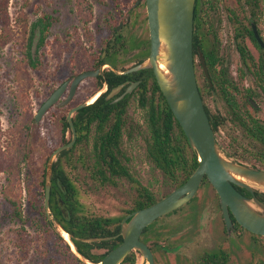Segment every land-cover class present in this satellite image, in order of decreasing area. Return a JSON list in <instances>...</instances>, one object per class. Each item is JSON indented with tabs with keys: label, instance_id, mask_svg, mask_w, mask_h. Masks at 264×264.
<instances>
[{
	"label": "rangeland",
	"instance_id": "374dc122",
	"mask_svg": "<svg viewBox=\"0 0 264 264\" xmlns=\"http://www.w3.org/2000/svg\"><path fill=\"white\" fill-rule=\"evenodd\" d=\"M138 1L9 0L6 29L13 42L0 48V264H78L70 255L72 248L69 251L59 239L58 226L48 220L43 209L40 168L59 144L56 110H50L39 124L32 119L64 81L73 78L76 72L92 68L110 40L115 42L121 36L125 43L110 61L119 66L117 71L138 64L141 60L138 55L147 51L138 46L149 42L150 37L146 7L142 1L137 5ZM198 9L194 30L196 76L203 102L213 118L219 146L228 159L264 171V149L248 137L241 125V122H252L264 128V47L249 39L241 44L239 39L241 35L244 39L251 37L253 25L264 44V0H198ZM40 18L49 24L41 48L40 30L33 29ZM113 28H118L117 33ZM29 50L34 59H39L38 68H32L27 62L17 67L22 51ZM247 53L250 54L249 74L243 72L240 58L245 59ZM220 59L224 61L223 66ZM87 90L88 83H85L80 85L78 93ZM100 91H105V87ZM19 103L23 107V120L18 121ZM232 105L243 119L232 117ZM144 118L145 111L132 97L123 137L124 162L132 180L123 178L116 187H101L85 178V203L92 215L123 221L131 214L129 211L138 197L135 183L148 189L156 199L172 192L162 172L148 157ZM70 138L68 132L67 139ZM27 146L30 156L25 159ZM76 173L84 177L81 169ZM257 191L264 194V189ZM10 195L23 206L22 221L14 218L13 208L6 198ZM217 206L218 196L206 182L190 205L157 221L148 243L163 246L156 249L155 264H175L174 254L168 247L185 234L191 235L181 243L186 249L178 253L183 255L195 258L203 248L214 245L221 230ZM195 207L202 208L197 227L188 219ZM173 233L176 235H171ZM22 241L26 246L30 244L27 255L17 245ZM103 252L96 250L95 253ZM135 255V264H148L140 253Z\"/></svg>",
	"mask_w": 264,
	"mask_h": 264
},
{
	"label": "trees",
	"instance_id": "16d2710c",
	"mask_svg": "<svg viewBox=\"0 0 264 264\" xmlns=\"http://www.w3.org/2000/svg\"><path fill=\"white\" fill-rule=\"evenodd\" d=\"M8 2L9 0H0V23L2 25L0 48L13 42L11 34L7 33L6 29V24L8 23ZM196 3L198 4V0H196ZM45 20L44 18H40L33 25V29L40 30L41 40L39 41V48L44 45L46 33L49 28V24ZM113 31L117 33L116 28H113ZM251 37L256 41L253 33ZM118 42H120V47L118 46ZM124 44L125 43H122L121 36L117 38L115 42L110 40L104 52L99 55L98 61L96 63L94 62L92 68L86 71L98 69L105 63H110L113 68L120 70L117 64H113L110 61L115 58L118 52L124 47ZM104 54L106 55L105 58L103 57ZM148 54L149 48L146 55ZM195 55L194 38V57ZM17 62V67H19V63L22 62H27L32 68H38L40 64L39 59L33 58L30 50L22 51V56ZM81 73L83 72H76L75 76ZM127 80L140 81V85L131 94L126 95L118 102H114L115 99L107 100L109 93ZM104 82L109 86L108 92L103 94L94 104L78 111L73 117V123L77 132V141L72 149L62 152L58 156L57 161L54 162L50 198L51 215L70 235H72V242L79 255L93 264L100 263L109 252L121 245L123 238L119 236L111 241L95 243H86L80 239L118 236L121 232L122 220L95 216L90 213V208L85 203L87 197L84 188L86 185L85 178L90 179L101 187L108 185L116 187L118 181L123 178L132 180L130 169L124 162L126 158L123 152L124 130L128 124L127 112L132 97L136 98L139 107L145 111L144 119L148 133V157L154 166L162 172L172 189L171 191L173 192L175 189L184 185L199 166L198 156L191 148L182 127L175 118L166 98L161 92L153 70H142L137 73L121 76L110 70L105 73V79L99 77L85 80L81 85L88 83V90L78 93L72 103L62 108L53 106L50 110H56L54 114L56 115L60 131L59 144L56 146L55 150L63 145H67L72 140V131L68 123L69 113L72 109L78 107L97 94L103 88ZM200 93L203 99L201 90ZM232 106V117L240 120L243 119L244 116L235 110L234 105ZM50 110L48 112H50ZM206 111L210 118L211 126L216 134L213 118L207 107ZM17 112L18 121L19 119L23 120V107L20 103L17 104ZM34 121L35 118L32 119V122ZM241 125L245 128L248 137L258 142L264 149L263 126L252 122H241ZM27 128L28 130L30 129L29 124ZM68 132L71 134L69 140L67 139ZM27 148L28 150L26 149L24 154L25 159L30 156L29 147L27 146ZM89 148H91V150H89ZM49 156L50 154L46 157L44 166L40 168L42 172V176L40 177V188L44 199L46 167ZM262 159L264 160V157ZM79 169L84 172V177H80V175L76 173ZM135 185L138 197L135 200L134 207L129 213L149 207L170 194L156 199L148 189L137 183H135ZM237 190L244 195L250 196V193L244 189L237 187ZM260 194H257L258 198H262L261 196L264 197V195ZM6 198L13 208L14 218L18 221H22L24 212L20 200L12 195ZM43 209H45V203ZM155 223L145 230L144 234L146 236L144 237V241L148 242L151 240L152 237L150 234ZM59 239L65 242L70 251L69 244L61 236ZM22 242H19L17 245L22 252H24V255H27L30 244L26 246V244ZM153 247L156 249L163 248V246L157 243H155ZM96 250L104 252L102 254H97L95 253ZM70 255L76 263L85 264L71 251ZM135 262L136 257L135 254L132 253L123 264H135Z\"/></svg>",
	"mask_w": 264,
	"mask_h": 264
},
{
	"label": "water",
	"instance_id": "95a60500",
	"mask_svg": "<svg viewBox=\"0 0 264 264\" xmlns=\"http://www.w3.org/2000/svg\"><path fill=\"white\" fill-rule=\"evenodd\" d=\"M141 1L139 0L137 5ZM195 7L196 0H146L151 42L149 57L142 63L124 71H117L111 65L106 66L120 76L142 70H153L161 92L182 127L191 148L198 156L199 166L184 185L157 203L127 216L122 221L121 232L118 236L80 239L86 243H95L111 241L119 236L123 238L122 244L111 251L99 264H123L132 252L140 253L148 264H155L151 248L141 240L143 232L160 218L187 205L196 196L204 178L208 179L220 198L229 230L232 227L230 216L232 213L245 229L264 236V203L255 195L257 189H264V171L252 169L225 156L199 92L194 58ZM253 30L257 41L264 47L257 27L254 26ZM104 71V67H100L97 70L83 72L56 89L36 113V124L41 122L53 106L64 107L71 103L79 86L85 80L99 76L105 78ZM139 84L140 82L132 83L114 102L131 94ZM107 85L106 83L105 91H99L69 113L68 123L72 131V140L52 153L46 171L45 210L47 218L58 226L59 232H64L69 236V246L74 247V250L72 248L73 253L86 264L89 263L77 252L72 242V235L51 215L53 165L57 157L62 152L72 149L77 141V132L73 123L74 115L81 109L94 104L107 92ZM124 87L125 84L113 89L107 96V100L119 94ZM67 90V97L60 101ZM235 187L246 190L252 197L244 196Z\"/></svg>",
	"mask_w": 264,
	"mask_h": 264
},
{
	"label": "flooded vegetation",
	"instance_id": "af4514ba",
	"mask_svg": "<svg viewBox=\"0 0 264 264\" xmlns=\"http://www.w3.org/2000/svg\"><path fill=\"white\" fill-rule=\"evenodd\" d=\"M142 2H144L145 7H146V0H142ZM250 3H248V4L250 5ZM251 6H254V5L252 4ZM199 13H200V9H198V4L196 3L195 16H194V30H195V23H196V20L198 19ZM146 15H147V10H146ZM144 21H145V19H144ZM146 22H147L148 31H149L148 16H146ZM252 26H251L252 33H253V36H254L255 40L257 41ZM117 30H118V28H117ZM149 36H150V33H149ZM243 36L241 35V37H239V39H241V44H242V42L244 44V41H246L247 39H249L252 42L254 41L251 37H249V38L246 37L244 39ZM257 43H259V42L257 41ZM259 45H260V43H259ZM138 47H139L140 50H145V51L147 50L145 54L142 53L143 55L142 54L138 55L139 56L138 58L139 59L141 58V60L138 62V64H140V62H143L142 60H144L145 58H148L149 55H150V51H151L150 37H149V42L146 41L144 43H141ZM148 48H149V54L146 55L147 52H148ZM237 50L239 51L238 46H237ZM240 58H241V66H242V68L244 70L243 72L245 74L246 73H248V74L251 73V70H249V67L247 66V65H249L248 61H250V54L247 53V56H246L245 59L242 56H240ZM220 60H221V64H222L223 60L222 59H220ZM115 63H116V60H115ZM223 64H224V61H223ZM223 64H222V66H223ZM107 65H111V64L110 63H105V64L100 66V67H104V69H105L104 73H106V72L111 70V69L110 70L106 69ZM195 69H196V64H195ZM242 75H244V74H242ZM99 77H101V76H99ZM99 77H97V78H99ZM73 78H69L66 81H64L60 85V87L65 82L70 81ZM93 79H96V78H93ZM137 82H140V81H128V80L125 81L123 83V84H125V87L119 92V94H117L112 99L116 100L117 98H119L127 90V88L132 83H137ZM105 84H106V82H104V86L103 87H105ZM69 87H70V85L68 86V90H69ZM108 89H109V86L107 85V92H108ZM68 90L65 93V95L61 98L60 101L64 100L67 97ZM78 90H79V88H78ZM78 92L79 91H77L76 96H77ZM73 100H72V102H73ZM252 169L261 170L259 168H252ZM206 182L211 184L208 181L207 178H204L203 181H202L201 186L204 183H206ZM201 186H200V188H201ZM200 188H199V190H200ZM235 188L237 189V187H235ZM213 189H214V187H213ZM199 190H198V192H199ZM215 192H216V190H215ZM216 194H217V192H216ZM257 194H260L259 191H256V193H255L256 197H257ZM260 195H264V194H260ZM196 196H197V194H196ZM196 196L189 202V205H190V203H192L193 201L196 200ZM217 196H218V194H217ZM244 196L249 197V198L252 197L251 194H250V196H247V195H244ZM261 197L262 198H258V197L257 198L261 202L264 203V197L263 196H261ZM187 205H185V206H187ZM183 207H181V209ZM200 208L201 207H195L194 211L191 214H189V216H188V219H190L189 222L192 223V225L195 226V227H197L196 225L199 222L200 211H202V208L201 209ZM181 209L177 210L175 214H177ZM217 209H218L219 214H220V220H221L220 227H221V230L219 231V235L216 237V240L214 242L215 244L210 246V247L207 246V247L203 248L202 251L200 253H198L195 258H191L189 255H183L182 253H178V251L186 249V247H183V244H181V243L182 242L185 243L186 239L191 234L190 233H189V235L185 234L184 237L180 236L178 239L173 241V243H172V245L170 247H168L169 251L174 254V259L176 261L175 264H264V236L252 233L249 230L245 229L241 224L238 223V221L236 220L235 216L232 213H230L231 221H232V227L229 230L228 227H227L224 215H223V210H222V206H221V202H220L219 196H218ZM170 215H172V213L169 214L168 216H170ZM144 233H145V231L143 232V234L141 236V240L144 243H146L151 248L152 253L154 255L155 263H156V258H155L156 248H154L153 246H150L148 244L150 241H148V242L144 241V237L146 236ZM193 233H197V232H193ZM171 235L174 236V235H176V233H173ZM230 237H233L232 240L230 239ZM132 253L136 254L138 252H132ZM135 257H136V255H135Z\"/></svg>",
	"mask_w": 264,
	"mask_h": 264
},
{
	"label": "bare ground",
	"instance_id": "6f19581e",
	"mask_svg": "<svg viewBox=\"0 0 264 264\" xmlns=\"http://www.w3.org/2000/svg\"><path fill=\"white\" fill-rule=\"evenodd\" d=\"M61 236L64 238V240L69 244L70 243V239H69V236L64 233V232H60ZM72 246V245H71ZM71 248V247H70ZM73 250H74V247H72Z\"/></svg>",
	"mask_w": 264,
	"mask_h": 264
}]
</instances>
